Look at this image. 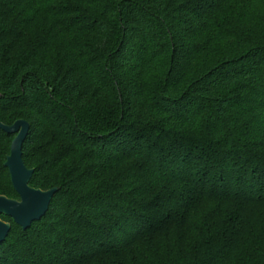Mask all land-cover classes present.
<instances>
[{
  "label": "trees",
  "instance_id": "16d2710c",
  "mask_svg": "<svg viewBox=\"0 0 264 264\" xmlns=\"http://www.w3.org/2000/svg\"><path fill=\"white\" fill-rule=\"evenodd\" d=\"M18 119L56 191L0 264H264V0H0Z\"/></svg>",
  "mask_w": 264,
  "mask_h": 264
},
{
  "label": "water",
  "instance_id": "95a60500",
  "mask_svg": "<svg viewBox=\"0 0 264 264\" xmlns=\"http://www.w3.org/2000/svg\"><path fill=\"white\" fill-rule=\"evenodd\" d=\"M0 128L14 135L4 165L19 196V199H13L0 195V216H8L15 224L26 229L45 214L56 188L41 190L29 186L33 169L27 168L22 160V144L29 129L28 122L23 119L15 120L10 125L0 122ZM9 229L10 223L0 217V243L5 239Z\"/></svg>",
  "mask_w": 264,
  "mask_h": 264
}]
</instances>
